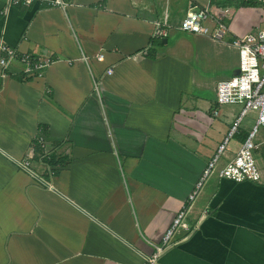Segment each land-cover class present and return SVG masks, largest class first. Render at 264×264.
I'll return each mask as SVG.
<instances>
[{"label": "crops", "instance_id": "obj_1", "mask_svg": "<svg viewBox=\"0 0 264 264\" xmlns=\"http://www.w3.org/2000/svg\"><path fill=\"white\" fill-rule=\"evenodd\" d=\"M67 1L0 0L5 42L53 60L41 75L17 59L0 67V264H264V170L259 182L205 178L187 228L163 244L239 115L216 103V85L238 72L231 42L262 6ZM205 6L210 32L228 25L221 38L176 27ZM156 22L173 26L165 43L152 41ZM248 130L238 126L218 168Z\"/></svg>", "mask_w": 264, "mask_h": 264}, {"label": "built area", "instance_id": "obj_2", "mask_svg": "<svg viewBox=\"0 0 264 264\" xmlns=\"http://www.w3.org/2000/svg\"><path fill=\"white\" fill-rule=\"evenodd\" d=\"M67 2V0H5V8H10L14 5L29 6L34 3L65 8ZM0 13H5L4 8ZM209 17L210 13L207 6L198 9H188L176 27L184 32L210 33L216 38H221L229 31L227 24L217 22L214 30L210 32V28L206 24ZM171 27H173L171 24L156 22L152 35L153 39L167 37ZM231 44L238 50V72L229 78L221 79L217 82L215 101L218 105H241V110L228 135L218 146L216 154L208 162L201 180L196 184L195 190L189 194L187 204L175 215L170 227L167 229L163 238L164 245L167 244L177 227L187 228V223L184 221L185 214L199 192L203 181L214 170L220 155L225 151L230 137L237 131L242 118L253 111L256 113L254 125L249 128L235 156L227 161L225 165L218 168L217 173L220 178L230 179L235 182L245 180L259 182L261 180V172L255 163L254 151L259 147V144L256 143L259 129L264 128V29L256 33L247 32L238 35L232 40ZM102 58L103 54L97 56V59L101 60ZM15 59L23 65V73L25 75H41L43 70L53 62L49 57L19 51L16 47L6 43L2 33H0V67L2 70L4 71ZM110 72L111 69L108 70V73ZM2 75L4 76V73ZM214 114H217V111H214ZM20 165L27 168L28 162H20ZM160 251L161 248L159 247L158 252ZM154 261L155 258L150 259L151 264H154Z\"/></svg>", "mask_w": 264, "mask_h": 264}, {"label": "rangeland", "instance_id": "obj_3", "mask_svg": "<svg viewBox=\"0 0 264 264\" xmlns=\"http://www.w3.org/2000/svg\"><path fill=\"white\" fill-rule=\"evenodd\" d=\"M215 1L216 0H212V7H213ZM235 2H236L235 6H237L236 4H239V0H235ZM258 6L259 7L262 6V8L264 10V5H258ZM225 11L227 13L226 14L227 16L223 20L224 22H226L229 19L228 17L231 16L232 9L228 8V9H225ZM214 12H216V11L213 8H211L209 13L214 15L213 14ZM206 24L211 26L210 25V20H207ZM248 24L249 25H252V24L254 25V26H252V29H251L250 32H255L258 29H264V11L258 13V15L254 14L253 16H251V19H250ZM227 106H233L236 109L238 108V110H239L238 112H240V110H241V105H227ZM255 119H256L255 111L249 112L247 115H245L242 118V120L240 121L239 125H240V127H243V128H251L254 125V123H255ZM260 131H262V134H264V130L262 128L259 129L258 134H260ZM231 140H233V139L231 138ZM231 145H232V141L229 144V146H231ZM254 158H255V163H256L258 169L260 171H263L264 170V146H262L259 150H257V151L255 150L254 151ZM217 172H218V163H216V166H215L214 170L208 176H212L213 174H217Z\"/></svg>", "mask_w": 264, "mask_h": 264}, {"label": "trees", "instance_id": "obj_4", "mask_svg": "<svg viewBox=\"0 0 264 264\" xmlns=\"http://www.w3.org/2000/svg\"><path fill=\"white\" fill-rule=\"evenodd\" d=\"M262 0H239V5H242V6H257V5H262ZM152 41L154 42H159L160 39H152ZM247 133H243V138L245 139ZM58 161V160H57Z\"/></svg>", "mask_w": 264, "mask_h": 264}, {"label": "water", "instance_id": "obj_5", "mask_svg": "<svg viewBox=\"0 0 264 264\" xmlns=\"http://www.w3.org/2000/svg\"><path fill=\"white\" fill-rule=\"evenodd\" d=\"M162 42H163V43H165V42H166V38H165V37L162 39Z\"/></svg>", "mask_w": 264, "mask_h": 264}]
</instances>
